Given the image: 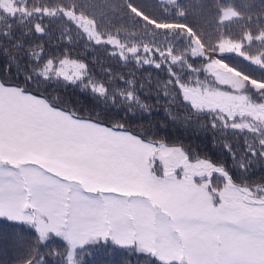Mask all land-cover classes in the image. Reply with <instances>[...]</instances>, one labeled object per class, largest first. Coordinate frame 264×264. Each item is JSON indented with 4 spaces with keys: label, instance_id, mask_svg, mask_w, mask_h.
I'll return each instance as SVG.
<instances>
[{
    "label": "snow or ice",
    "instance_id": "obj_1",
    "mask_svg": "<svg viewBox=\"0 0 264 264\" xmlns=\"http://www.w3.org/2000/svg\"><path fill=\"white\" fill-rule=\"evenodd\" d=\"M168 2L176 7L173 20L149 15L126 0L130 14L145 22V31L152 26L151 47L139 37L122 42L118 33L101 32L96 18L80 10L83 5L76 0H0V37L11 42L13 24L45 34V17L66 18L90 41L119 48L126 60L131 54L157 69L167 63L173 79L165 85L166 94L168 84L178 86L182 100L206 113L213 128L251 135L239 163L247 172L248 156L264 159V16L253 19L245 0H210L216 29H227L212 36L179 22L186 11L177 0ZM241 21L245 27L233 33L230 25ZM161 36L163 42L157 43ZM254 42L260 47L253 54ZM141 49L158 53L159 62L141 60ZM217 51L239 54L260 69V76L214 58ZM8 54L0 48V55ZM28 55L25 83L35 82L37 90L62 77L72 83L87 80L85 88L109 94L80 60L67 55L45 60L39 44ZM193 57L206 58L202 67L189 63ZM14 59L8 60L9 72ZM120 95L146 107L134 90ZM0 217L29 225L38 242L61 238L64 264H78L77 250L102 241L141 254L145 264H264V184L234 177L224 165L193 157L182 146L145 139L123 124L82 118L7 81H0ZM40 259L29 255L21 264Z\"/></svg>",
    "mask_w": 264,
    "mask_h": 264
},
{
    "label": "trees",
    "instance_id": "obj_2",
    "mask_svg": "<svg viewBox=\"0 0 264 264\" xmlns=\"http://www.w3.org/2000/svg\"><path fill=\"white\" fill-rule=\"evenodd\" d=\"M47 2V0H43ZM83 5L82 11L94 16L100 31L111 35L119 34L122 42L130 36L139 37L151 47L153 39L152 26L136 18L126 9V0H76ZM142 8L145 13L157 18L175 19L176 7L159 0H130ZM250 5L248 13L253 19L264 16V0H245ZM186 11V18L179 22L187 23L201 31L215 36L216 18L208 7L210 0H177ZM139 20V22H137ZM46 32L38 34L29 32L28 27L12 25L15 37L12 41L0 37V48L7 49V56L0 55V81L18 84L30 92L42 95L57 106L74 111L83 118L99 120L106 125L123 124L125 129L141 135L145 139L164 141L169 146H182L193 157L209 159L217 165H224L234 177H244L251 184H264V159L248 156L247 172L239 168V163L246 156L245 140L252 142L251 135L239 133L222 127L213 128L210 117L206 113H198L182 100L178 86L168 84L167 94L165 85L173 79L168 71L169 65L164 63L160 69L154 64L138 63L137 60L122 58L112 47L105 43L96 44L90 41L74 23L66 18L45 17L42 21ZM243 27V21L230 25L231 31L238 34ZM160 31V30H157ZM27 33V35H22ZM163 37L157 38V43L163 42ZM20 42L22 49L12 47ZM179 48L183 45L175 42ZM42 45L43 57L64 58L84 62L88 68V76L93 81L103 83L108 88L107 97L99 96L85 88L80 81L72 83L62 78H53L42 83L37 90L35 82L25 83L23 69L31 63L28 53L35 45ZM31 46V47H30ZM253 43L250 52L253 54L259 48ZM214 58H225L230 66L244 69L246 74L260 76V69L231 53H212ZM132 57L131 55H128ZM13 67L8 71L7 64L11 58ZM142 59L147 58L159 62V54L140 51ZM141 59V60H142ZM204 59L190 58L189 63L200 68ZM19 68L21 71H17ZM179 72V69H174ZM187 79L186 73H180ZM205 74L200 75L204 79ZM210 78V77H209ZM131 82V83H129ZM125 90H134L140 104L127 101L120 95ZM32 257H40L38 264H64L65 246L62 241L51 237L48 241L38 242L37 235L27 225L10 222L0 218V264H21V261ZM78 264H145L143 256L128 252L126 249L100 242L85 246L77 253Z\"/></svg>",
    "mask_w": 264,
    "mask_h": 264
},
{
    "label": "rangeland",
    "instance_id": "obj_3",
    "mask_svg": "<svg viewBox=\"0 0 264 264\" xmlns=\"http://www.w3.org/2000/svg\"><path fill=\"white\" fill-rule=\"evenodd\" d=\"M160 2H163V3H168V4H170L169 2H168V0H159ZM86 37H87V35L86 34H84ZM93 42H95L94 40H92ZM106 44V43H105ZM108 45V44H107ZM110 47H112L113 49H114V51L115 52H117L119 55H120V50H119V48H117V47H115V46H113V45H109ZM217 53L218 54H222V53H219L218 51H217ZM231 54H234V55H236V56H239V54H237V53H231ZM128 55H131V54H128ZM121 56V55H120ZM240 57V56H239ZM129 58H132V59H134V60H136V58H134V57H129ZM242 59H244L243 57H241ZM140 59H142L141 57H140ZM143 60V59H142ZM245 61H247V60H245ZM247 62H249V61H247ZM67 71H71V68L69 67V68H67L66 69ZM62 78V77H61ZM211 78V77H210ZM63 79V78H62ZM222 88L223 87H225V86H221ZM83 118V117H82ZM86 119V118H85ZM0 218H2V217H0ZM2 219H5V220H7V221H10V222H17V223H22V222H18V221H11V220H8V219H6V218H2ZM23 224V223H22ZM24 225H26V224H24ZM27 226H29V225H27ZM30 227V226H29ZM31 228V227H30ZM32 230L35 232V230L32 228ZM37 236H38V234L37 233H35ZM52 237H54V238H57V239H59L60 241H62L63 242V244H64V246H65V251H66V242H64L61 238H59V237H55L54 235L52 236ZM103 242V241H102ZM108 243H110V244H112L111 242H108ZM112 245H115V244H112ZM115 246H118V245H115ZM118 247H120V246H118ZM80 250H77V253L79 252Z\"/></svg>",
    "mask_w": 264,
    "mask_h": 264
}]
</instances>
